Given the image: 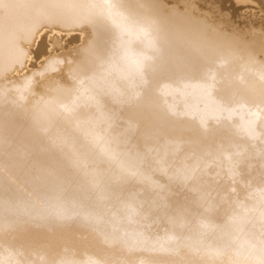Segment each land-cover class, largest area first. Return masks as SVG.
Wrapping results in <instances>:
<instances>
[{
  "label": "bare ground",
  "instance_id": "bare-ground-1",
  "mask_svg": "<svg viewBox=\"0 0 264 264\" xmlns=\"http://www.w3.org/2000/svg\"><path fill=\"white\" fill-rule=\"evenodd\" d=\"M203 2L0 0V264H264V0Z\"/></svg>",
  "mask_w": 264,
  "mask_h": 264
},
{
  "label": "rangeland",
  "instance_id": "rangeland-1",
  "mask_svg": "<svg viewBox=\"0 0 264 264\" xmlns=\"http://www.w3.org/2000/svg\"><path fill=\"white\" fill-rule=\"evenodd\" d=\"M196 6H200L202 9H204V5L202 4L203 0H191ZM204 3V2H203ZM1 248V247H0Z\"/></svg>",
  "mask_w": 264,
  "mask_h": 264
}]
</instances>
